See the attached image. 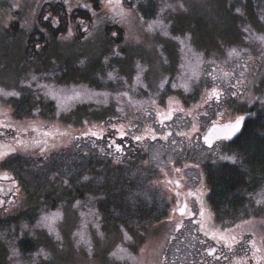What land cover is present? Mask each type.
<instances>
[{
    "label": "rangeland",
    "instance_id": "374dc122",
    "mask_svg": "<svg viewBox=\"0 0 264 264\" xmlns=\"http://www.w3.org/2000/svg\"><path fill=\"white\" fill-rule=\"evenodd\" d=\"M44 16L58 25L49 26ZM12 23L19 27L15 33ZM6 25L0 90L22 99L0 94V125H7L0 127V142L15 149L4 168L17 182L14 199L0 210V264H201L202 256L206 264H264V171L250 189L230 196L238 197L237 206L213 209L211 234L232 245L221 248L222 260L207 258L208 234L196 233L189 219L171 214L148 224L105 222L94 192L67 200L54 188L63 174L59 164L80 161L76 153L92 159L108 153L107 136L120 131L161 167L146 171L147 192L167 204L162 179L171 172L170 161L189 162L184 170L190 176L197 164L232 162L221 156L239 161L230 144L210 152L200 133L248 100L264 109V0H113L97 9L92 0H0V30ZM58 26L52 37L50 28ZM63 60L70 62L66 76ZM167 111L173 116L153 132ZM33 129L48 133L47 153L36 154ZM62 153L67 157L60 159ZM17 159L26 169L11 167ZM41 171L54 180L53 186L39 185L42 197L33 179Z\"/></svg>",
    "mask_w": 264,
    "mask_h": 264
},
{
    "label": "trees",
    "instance_id": "16d2710c",
    "mask_svg": "<svg viewBox=\"0 0 264 264\" xmlns=\"http://www.w3.org/2000/svg\"><path fill=\"white\" fill-rule=\"evenodd\" d=\"M244 1L249 2V0ZM97 3L98 0L97 2L92 0L94 9L99 7ZM83 9H79V13L86 10ZM58 28L60 29L59 26ZM11 29L15 33L19 29L17 23H12ZM6 31L8 29L4 27L3 31L0 30V33L8 35ZM50 31L52 37H55L60 30L51 27ZM64 62L67 64V72L66 69L63 71L64 76H66L71 69L70 62L63 60V64ZM15 97L22 99V95ZM229 147L237 151L239 161L235 163L221 162L220 164L205 163L203 165L210 185V191L208 192L209 203L211 208L216 210L227 205L237 206L238 197L230 196L250 189L253 177L264 171V109L255 105L254 122L250 125L246 122L245 127L236 139L230 143ZM99 153L95 154L96 158L94 159L87 157L85 154H80L81 156H79V153H76L80 161L77 159L76 163H72L70 160L68 164H59L60 168L58 167V169H62L61 172L63 174L55 177L59 178L56 183H60V187L56 186L54 188L61 191L64 196H67L65 197L67 200L72 198V196L82 197L85 192H94L97 196L98 210L102 220L105 222L114 221L128 225L148 224L160 220L165 215L168 204L164 197L152 191L151 193L147 192L148 184L150 185V183L148 182L149 176L146 171L152 172L148 163H142L140 171H132L130 168L137 164L129 156L127 158L124 157L123 163L116 162L114 166L113 163L115 162L108 157L107 153L103 151H99ZM68 155L71 157L72 153ZM145 156L146 153L143 152L141 157L144 158ZM59 157L64 159L67 155L62 153ZM18 159L16 160L17 164H14L13 161L10 162L11 167L25 168L22 162L19 163ZM6 164H8V160ZM119 167L122 169H118ZM154 170L155 172L157 171V169ZM44 174L41 171L37 176H33L35 185L52 184L53 186L54 180L48 175L44 176ZM85 175H89L87 181L82 178ZM137 181H141L143 184L140 186ZM142 185L144 187L141 189ZM40 186L36 188L39 191L37 194L42 192Z\"/></svg>",
    "mask_w": 264,
    "mask_h": 264
},
{
    "label": "flooded vegetation",
    "instance_id": "af4514ba",
    "mask_svg": "<svg viewBox=\"0 0 264 264\" xmlns=\"http://www.w3.org/2000/svg\"><path fill=\"white\" fill-rule=\"evenodd\" d=\"M226 98H230V97H226ZM226 102L227 101L225 100V103ZM232 104L233 103H230L229 106L231 107ZM169 112L170 111L164 112V114L160 115V119L154 122V125L151 126V130L153 132H156V128L158 126L163 127L162 124L169 120L167 118V114ZM228 114L229 116H227L226 118L217 119V120L214 119L213 121H219V123H226V122H230L236 119V117L240 115H244L246 117V120L244 122V127H245L246 122L247 124L250 125L251 123L254 122V118H255V103L254 101L248 100L246 102V107H242L234 111L228 112ZM172 116L173 114L171 113V117ZM161 121H163V123H161ZM29 131L32 134L31 138L33 135H35L37 138V141H39V144L36 143L33 146V147L38 146L39 152L36 151V154L42 155L40 153L41 149H43V153H47L46 151H47V146L49 142L47 138L48 135H45V132H43L42 130H35L34 133L32 132L34 130H29ZM164 132L168 134L170 130H166ZM203 132L200 133V137ZM239 134H237L232 140L227 141V142L216 140L213 145L224 144V143L230 144L236 139V137ZM150 136L151 138L153 136H155V138L156 137L158 138V135H155V134H150ZM118 137H120V135H116L112 137L107 136V147H108V144L111 143L112 141H115L116 144H119L121 146L120 152H117L115 149V146L113 145V147L110 148L111 150L107 153L108 157L112 159L114 162L119 161V163H123L121 162V160H123L122 157L125 154L129 156L132 159V161H135L137 164L135 166H132V168H130L132 171L138 170L140 166L142 165L144 159L146 160L148 159V161H150L148 165L151 168L152 172H154L155 168H157L158 170L159 168H161L157 166L156 163H154L153 160L150 159V157L147 154L144 158L141 157V154L143 152L142 150L138 149L140 147L139 144L131 143L129 145L128 141L126 140H121V142H119L116 140V138ZM133 141L138 142L136 140H133ZM4 145H2V143L0 142V155L7 154V155H4V160H5L6 158L14 155L15 149L13 146H11L10 148H6ZM127 149H129L128 152H126ZM136 150L142 153L137 155ZM40 157L42 158V156ZM140 157L141 159L136 161V158H140ZM4 164L5 163L3 161H0V202H2V204H0V210L1 208L5 209L7 205L12 202V200L14 199V196L16 195V185H17V182L14 179L15 176L13 175L11 170L9 171L8 168H4ZM174 164L175 163L173 161H170V163H168L169 168H172L171 172L169 175H166L162 179V183H164L163 184L164 188H166V190L164 191L167 193V196L169 197L170 200L167 205L165 215L160 220H158V222L169 220V218L171 217L170 216L171 214L173 216H176L181 221L189 219L190 222H192V224L197 225L196 233L208 234L209 240L204 246V253L207 254V250L210 248H214V252L212 255L207 254L208 255L207 258H209V260L211 259L222 260L223 255L221 252V248H224V246L226 247L228 240L226 238L224 240H220L219 237L221 235H218V236L213 235L211 234L212 232H210L209 230V223L215 214L209 203V196H208L209 193L208 192L210 191V185L206 178L207 173L203 165L201 167L196 166L197 171H195L190 176V175H187V173L184 170L185 168L189 167V165L185 166V164H190L189 162L181 161L180 163H178V165H174ZM118 169H122V168L119 167ZM182 203L185 206L183 209L184 212L182 214H179L177 213V209L179 206L182 205ZM216 233H219V232H216ZM200 261H202L201 264H206V261L203 258V256L200 258ZM210 264H213V263H210Z\"/></svg>",
    "mask_w": 264,
    "mask_h": 264
},
{
    "label": "snow or ice",
    "instance_id": "6c2138e0",
    "mask_svg": "<svg viewBox=\"0 0 264 264\" xmlns=\"http://www.w3.org/2000/svg\"><path fill=\"white\" fill-rule=\"evenodd\" d=\"M94 2H97V0H94ZM121 2V0H117V3ZM113 3V0H98L97 6H103V7H109L111 6ZM85 8H90V5H84ZM182 7V5H181ZM44 21H48L49 22V26H55L58 25L59 20H55L53 22V20H50L49 16H44L43 17ZM7 27V25L5 26ZM58 30H60L57 27ZM165 35H168L167 32H165ZM72 36V32L71 30L68 31V37ZM117 33L116 32H112V37H116ZM37 47H39V45H37ZM123 51V50H121ZM119 54V53H117ZM233 53L229 52L228 55L231 56ZM137 67H139V65H137ZM108 78L112 79V73L108 74ZM33 79H35V77H33ZM137 80H139V76H137ZM164 85H161V88H163ZM173 88H175V85H172ZM0 94L4 95V96H18L19 94L16 92H3L2 90H0ZM124 95H127V93H124ZM236 94L233 93V96H235ZM213 96H216L218 98V94L216 93L215 89H213ZM53 99H56L55 97H53ZM209 99H212V97H209ZM214 115H223L220 113H214ZM167 118L171 119V112H169L167 114ZM246 120V117L244 115H240L238 117H236L235 122L234 123H229V124H220L219 121H213V126L211 128V130L208 132L207 135L203 136V141L205 144L208 145V150L210 152H215L216 151V147L213 145V140H219V141H223V142H227L232 140L237 134H239L243 127H244V122ZM84 123H87V121H84ZM161 123H163V121H161ZM0 127H7V125H0ZM195 128V126H193ZM113 128L115 129V125H113ZM35 131V129H33ZM0 135H2V133H0ZM45 135H48V133H45ZM90 135L93 138L96 139H102L103 137H98L96 132H91ZM126 133L123 131H120V139L123 140L125 137ZM136 141H140L142 139L141 136H134L133 137ZM153 139H155V136L152 137ZM37 144H39V141L36 142ZM225 144V143H224ZM224 144L222 145L224 147ZM113 145L115 146V149L117 152L121 151V146L119 144H116L115 141H112L111 143L108 144V147L111 148L113 147ZM41 153H43V149H41ZM7 155V154H4ZM4 155H0V161L5 162L4 160ZM220 159L223 160H231L233 163L236 162V158L234 156H221ZM117 163H119V161H117ZM197 167L199 166L198 164L196 165ZM179 171V170H178ZM84 180L87 181L88 177L85 176ZM65 183H67L65 181ZM257 203H259V201H257ZM0 204H2V202H0ZM220 240H224L225 237L223 235H221L219 237ZM232 240L235 241L236 243H240V241H237L235 237H232ZM251 246L253 248H255V242L251 241ZM227 247L231 248L232 245L231 244H227ZM258 251V249H257ZM17 253L15 250H13V256H15ZM211 254V253H210ZM255 255V253H254ZM227 258V257H225Z\"/></svg>",
    "mask_w": 264,
    "mask_h": 264
},
{
    "label": "water",
    "instance_id": "95a60500",
    "mask_svg": "<svg viewBox=\"0 0 264 264\" xmlns=\"http://www.w3.org/2000/svg\"><path fill=\"white\" fill-rule=\"evenodd\" d=\"M234 122H235V119L232 120V121H230V122L220 123V124H229V123H234ZM212 126H213V122H211V123L208 125V127L204 130V132L201 134V137H200V140H201L202 144H203L204 146H206V147H208V145L204 143V141H203V136L208 134V132L211 130ZM215 141H216V140L214 139L212 143L214 144ZM184 207H185V206H184V204L182 203V205L178 207V209H177V213L182 214V213L184 212V211H183ZM213 252H214V248H210V249L207 250V254H208V255H212ZM210 253H211V254H210Z\"/></svg>",
    "mask_w": 264,
    "mask_h": 264
}]
</instances>
